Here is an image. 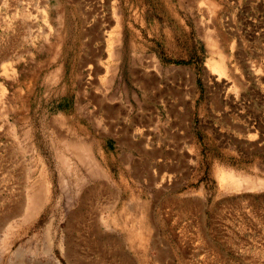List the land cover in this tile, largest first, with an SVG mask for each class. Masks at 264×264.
I'll return each mask as SVG.
<instances>
[{"label":"rangeland","instance_id":"1","mask_svg":"<svg viewBox=\"0 0 264 264\" xmlns=\"http://www.w3.org/2000/svg\"><path fill=\"white\" fill-rule=\"evenodd\" d=\"M121 101L192 111L216 204L183 263L264 264V0H0V264H115L116 195L85 192L71 144Z\"/></svg>","mask_w":264,"mask_h":264},{"label":"crops","instance_id":"2","mask_svg":"<svg viewBox=\"0 0 264 264\" xmlns=\"http://www.w3.org/2000/svg\"><path fill=\"white\" fill-rule=\"evenodd\" d=\"M118 103L95 113L85 141L92 151L76 159L87 194L116 195L105 248L115 264H150L151 258L184 264L213 235L208 223L213 225L216 204L199 175L192 111L174 105L160 116L149 109L133 114L124 101ZM157 121L164 129L155 145L144 131Z\"/></svg>","mask_w":264,"mask_h":264},{"label":"bare ground","instance_id":"3","mask_svg":"<svg viewBox=\"0 0 264 264\" xmlns=\"http://www.w3.org/2000/svg\"><path fill=\"white\" fill-rule=\"evenodd\" d=\"M98 66V65H97ZM53 80V79H52ZM50 82V81H49ZM50 88V87H49ZM58 135V134H57ZM58 137H60V136H58ZM75 141V140H74ZM84 143V142H83ZM72 145V149H73V152H74V155L76 156V159H77V157H78V159L79 158H83L84 157V155H83V152H82V148H81V146L83 145H80L79 143H73V144H71ZM61 147V146H60ZM84 147V146H83ZM58 148V147H57ZM59 150V149H58ZM64 151V150H63ZM86 153H87V151H85ZM85 153V154H86ZM56 155V154H55ZM57 156V155H56ZM66 159V158H65ZM63 160V159H62ZM91 160V159H90ZM83 164V163H82ZM85 164V163H84ZM65 166V165H64ZM68 166V165H67ZM67 168V167H66ZM85 169H86V167H85ZM96 169V168H95ZM66 171V170H65ZM101 174V173H100ZM224 177V176H223ZM34 182V181H33ZM32 182V183H33ZM62 182V181H61ZM102 185V184H101ZM63 187V186H62ZM44 188V187H43ZM45 189V188H44ZM43 189H41L40 191H42ZM39 191V190H38ZM39 191V192H40ZM45 191V190H44ZM88 191V190H87ZM46 193V192H45ZM92 193V192H91ZM31 197V198H30ZM29 198L31 199V202H30V209H29V215H31L32 213H33V211H35V210H37L39 207H40V205L41 204H43V199H42V196H41V194H35V195H33V196H30ZM42 202V203H41ZM19 205V204H18ZM28 206V205H27ZM26 206V207H27ZM28 210V209H27ZM39 210V209H38ZM27 212V211H26ZM23 215V214H22ZM28 215V216H29ZM35 215V214H34ZM33 215V216H34ZM30 218H32L31 216H29ZM29 217H27V218H29ZM26 218V217H25ZM24 218V219H25ZM26 218V219H27ZM27 222V221H26ZM93 225V224H92ZM96 227V226H95ZM96 231V230H95ZM21 253V252H20ZM124 257V256H123ZM17 258V257H16ZM18 259V258H17ZM104 259V258H103ZM114 261V260H113ZM113 261H111V263L113 262ZM121 261V260H120ZM129 263V262H128Z\"/></svg>","mask_w":264,"mask_h":264}]
</instances>
